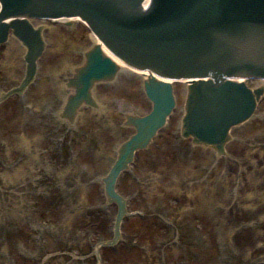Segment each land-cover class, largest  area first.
Returning a JSON list of instances; mask_svg holds the SVG:
<instances>
[{
    "label": "rangeland",
    "instance_id": "1",
    "mask_svg": "<svg viewBox=\"0 0 264 264\" xmlns=\"http://www.w3.org/2000/svg\"><path fill=\"white\" fill-rule=\"evenodd\" d=\"M80 29L78 32L83 35L84 29ZM83 37L85 36L83 35ZM92 41V38L85 37L82 43H75L76 48L80 50L75 56L78 62L83 60L80 55L89 48ZM54 52H57L55 48L50 54V58L55 59L56 62L63 63L62 60L70 59L64 58V56L61 59L56 58ZM65 57H71L70 52H67ZM5 69L0 65V85H5L8 88L13 84L12 82H15L16 72ZM127 76L124 75L118 83L120 89L126 87V91L120 90V93L114 97L116 100H125L126 103L139 107L138 80ZM62 82H65V78ZM104 90H107L106 87L98 89L102 101L107 98L102 94ZM107 95L110 97L109 93ZM11 103L10 105L17 112L18 105L15 101H11ZM144 109V111L148 110L147 107ZM5 110H9L8 107ZM1 111L4 110L0 109V114H4ZM259 113L248 127L245 126L244 129H241L243 131L234 132V137L239 139L236 146L239 147V150H243L242 145L245 142L247 156L245 151L244 157L238 155L239 151L237 156L236 152L233 153L234 163L223 162L224 164H221L216 170H212L206 183L202 177L206 171L211 169L215 160L214 155L204 152L200 148H195L194 152L188 153V156L185 157L181 154L178 155L173 150L172 135L165 138L162 144L163 149L156 150L155 156L149 151L138 154L135 167L139 174L138 183L125 179L122 184V190L126 195L136 197L135 193H138L129 209L131 211L145 210L148 214L163 212L167 209L171 211V216L176 222V229L172 233L170 230L168 234L167 229L152 218L150 221L132 220L125 231L130 234H140V240L148 246L149 252L148 249L141 252H129L122 247L115 251L109 247L101 246L103 241H110L112 238L109 232L110 223L106 221L102 212L93 208L102 200L98 198L99 188L95 185L91 186L89 182L96 173H103L107 169L108 165L104 160L110 154V148L115 146L119 139L115 137L112 139L110 133L108 145L103 144L104 134L97 121H88L82 124L83 117L78 118L76 122L78 129L75 132L77 140L75 154L80 155V158L78 157V161L75 162L77 167L73 173L76 177H69L67 180H64L61 173L63 170L66 171L68 166L62 167L60 160L59 162L55 160V156L49 153L47 144L42 143L38 145V148L34 147V150L38 149L35 156L38 157L40 165L43 164V159L50 161L54 171L60 172L56 177L53 174H48L47 169L36 166L31 170L29 164H24V161L20 162L21 154L18 146L20 141L22 144L21 137L17 140H0L1 145L2 143L6 144L5 149L0 151V158L5 160L6 165L12 164L14 161L17 163L15 169L12 170L0 167V169H4L0 174V187H9L10 183L12 186L19 185L21 187L18 191L21 196L13 194L16 201L11 204L17 208L18 216L13 218L11 213H5L3 221L0 222V231H3L4 228L13 231L11 234L4 235L6 237L4 243L8 244V246L4 245L8 247L6 254L10 252V255L0 259V264H96L95 259L98 256L103 258L104 255L105 257L108 255V264H159L158 258L160 257L156 254L159 247L174 238H177L175 240L177 245L170 247L171 249L168 251V264L170 261L174 264L176 257L179 258H176V264H183V261L184 264H218V257L221 253V247L216 246L218 234L225 231L226 246L228 249H233L231 244L236 241V232L239 234V231H243L248 235L247 228L251 223L258 224L259 229L253 231L255 239L254 237L245 239V236L238 239V242L242 243L244 238L247 247L239 256L240 259H237L240 261L244 258V264H255L253 261L264 264L261 260L259 261L260 258L264 259V234H261L264 229V198H261V195L264 197V185L258 186V189H256V185H253L254 179H257L261 174L260 170L264 175V142L260 143L262 148H259L258 151L259 143L253 141L255 137H264V102ZM2 120L6 122L11 118H2ZM30 121L32 122V120ZM115 122L119 123L118 120ZM172 124L174 126L175 120ZM18 125H20V129H28V125L21 117L15 119L14 126ZM173 126L168 130L169 133ZM250 144L252 146L254 144L256 148H252ZM99 145H101L102 151H96ZM9 153L10 156L6 158L5 155ZM249 155L252 156L250 159ZM180 159L182 161L179 162ZM247 159L250 167L241 172L238 168L239 162L243 164ZM21 160L24 159L21 158ZM1 161L2 159H0V163ZM72 167L70 166V168ZM20 169L25 172V175H21L20 179H17L15 174ZM224 176L230 180L217 186V182L225 179ZM32 178L37 179L35 182L38 185L35 186V182H30ZM250 181L252 184L247 186ZM206 184L209 185L207 190L204 189ZM240 184L247 186L246 189L242 191L243 186ZM37 186H47L51 196L41 195L36 200L31 195L30 204L27 191H31ZM76 200H81L80 206ZM211 202L213 204L210 206ZM117 208L116 205H112L110 214L118 213L116 212ZM29 212L36 215V220L55 222L58 225L43 241V245H45L43 247H38L37 244L27 241L30 233L24 222V215ZM198 216L200 219L196 218ZM236 247L238 250L240 249V247ZM96 248H99L98 251ZM193 255L197 258L194 259ZM230 264H238V262L231 260Z\"/></svg>",
    "mask_w": 264,
    "mask_h": 264
},
{
    "label": "water",
    "instance_id": "2",
    "mask_svg": "<svg viewBox=\"0 0 264 264\" xmlns=\"http://www.w3.org/2000/svg\"><path fill=\"white\" fill-rule=\"evenodd\" d=\"M2 1V19L8 14L42 17L56 11V5L70 10L76 4L78 15L127 62L161 75H214L215 82L194 89L198 102L186 119L188 134L196 133L202 142L222 148L230 127L255 108L254 95L226 78L264 75V0H155L148 12L142 11L139 0ZM2 26L0 43L8 27ZM11 29L32 50V66L42 43L31 38L27 23ZM156 102L159 118L167 112L166 104Z\"/></svg>",
    "mask_w": 264,
    "mask_h": 264
},
{
    "label": "bare ground",
    "instance_id": "3",
    "mask_svg": "<svg viewBox=\"0 0 264 264\" xmlns=\"http://www.w3.org/2000/svg\"><path fill=\"white\" fill-rule=\"evenodd\" d=\"M105 53L107 54V56L111 57L106 51H105ZM114 60H115V59H114ZM115 61H116V60H115ZM116 63H118V62L116 61ZM118 65H119V63H118ZM122 69H123L124 71H126L128 74H136V73H137L136 71H133V70L131 71V70H129V69H124V68H122ZM122 69H121V70H122ZM123 70H122V71H123ZM122 71H121V72H122ZM137 75H138L139 77H141V78L143 77L146 81H148V80H150V79H153V80H155V81L158 80V79H160V77H159L158 75H154V74L151 73V72H150V74H149V73H145V72H142V73H141V72H140V73L138 72ZM160 80H162V79H160ZM219 111H221V110H219ZM219 111H218V112H219ZM79 112H81V111H79ZM79 112H78V113H79ZM220 117H222V118L224 117V116H223V113L220 115ZM224 118H225V117H224ZM199 119H201V118H199V117H194V120H196V121H199ZM134 143H136V141H134ZM134 143L132 144V147H133V148L136 147V144H134Z\"/></svg>",
    "mask_w": 264,
    "mask_h": 264
}]
</instances>
